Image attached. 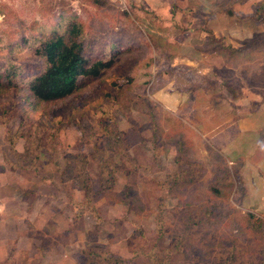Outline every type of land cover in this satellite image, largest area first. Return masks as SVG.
<instances>
[{
    "label": "rangeland",
    "instance_id": "1",
    "mask_svg": "<svg viewBox=\"0 0 264 264\" xmlns=\"http://www.w3.org/2000/svg\"><path fill=\"white\" fill-rule=\"evenodd\" d=\"M234 1L210 2L231 14ZM150 2L0 0V264H18L21 240L50 248L40 264H264V208L248 193L244 162L229 163L210 143L196 153L180 116L154 96L168 85L163 74L177 81L170 92L182 90L184 68L169 60L186 51L174 34L180 20L162 19ZM59 34L110 66L42 101L29 82L46 68L38 49ZM218 42L210 35L207 48L227 54L230 44ZM241 43L234 57L264 60V32ZM228 78L237 90L239 79ZM11 199L29 204L27 220L9 218ZM38 207L58 215L42 231L31 219ZM20 254L39 263L38 250Z\"/></svg>",
    "mask_w": 264,
    "mask_h": 264
},
{
    "label": "crops",
    "instance_id": "2",
    "mask_svg": "<svg viewBox=\"0 0 264 264\" xmlns=\"http://www.w3.org/2000/svg\"><path fill=\"white\" fill-rule=\"evenodd\" d=\"M150 1L148 0L150 2L148 4H155L156 13L161 15L162 19L174 17L180 20L181 26L174 30V34L179 33L180 39L177 42L181 47L178 46L182 51H186L169 60L171 67L179 65L184 68L185 73L182 72L184 75L180 81L182 90L170 92L172 91L170 81H174L175 87L178 86L177 81L175 78L172 79L173 76L169 80L168 76L163 74L162 78L167 79L168 85L159 90L154 95L155 98L164 104L167 112L180 116L181 126L187 135V144L192 145L196 153L206 154L209 149L204 150L202 146L207 147V143H210L213 150L225 154L231 164L236 161L232 159V155H238L237 159L244 162L242 179L247 188H250L248 193L253 191L258 193L257 203L261 204L260 208H264L263 55L246 57L243 54L234 57V50H231L242 46L241 42L251 38L255 33L264 32L263 18H256L260 12L258 3L264 0L234 1L230 7L231 14L225 8H217V3L210 2L211 0H180L178 9L173 8V0ZM209 4L214 5L215 9H210ZM210 35H214V38L220 41L218 42L220 45L221 42L230 44L231 49H228L227 54L224 51L207 48ZM172 37L176 39V36ZM169 42L177 43L170 40ZM228 75L239 79L237 90H231V86H235L232 84L235 80L228 78ZM36 198L44 197L37 193ZM1 202H4L3 198H0V210H3ZM24 203L26 202L11 199L15 212H10L9 218L19 220L21 223L27 220L22 216L23 211H27L28 203L26 206ZM43 211L54 212V215H48ZM9 218L4 219L5 225L12 220ZM57 218L58 215L50 208H39V212L31 217L35 219L33 224L37 231L44 230L50 223L54 225ZM24 225L28 227L29 222L26 221ZM24 243L22 240L17 242L18 250L13 253L18 257V264L29 262V257L26 260L21 258L20 251L24 248L32 254L38 250V264L42 262L40 259L50 256L47 254L50 248L43 252L44 249L39 251L35 245L28 246Z\"/></svg>",
    "mask_w": 264,
    "mask_h": 264
},
{
    "label": "trees",
    "instance_id": "3",
    "mask_svg": "<svg viewBox=\"0 0 264 264\" xmlns=\"http://www.w3.org/2000/svg\"><path fill=\"white\" fill-rule=\"evenodd\" d=\"M70 27L71 33H82L77 23ZM59 34L47 39L38 49L45 57L46 68L29 82L32 95L42 101L62 99L72 94L78 87L82 76L97 77L110 63L104 60L91 61L84 53L78 41L69 44Z\"/></svg>",
    "mask_w": 264,
    "mask_h": 264
}]
</instances>
